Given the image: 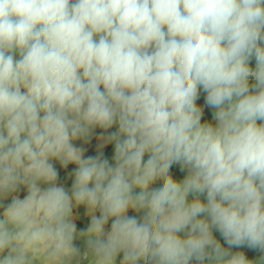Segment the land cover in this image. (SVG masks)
<instances>
[{"label": "clouds", "instance_id": "9594fccd", "mask_svg": "<svg viewBox=\"0 0 264 264\" xmlns=\"http://www.w3.org/2000/svg\"><path fill=\"white\" fill-rule=\"evenodd\" d=\"M0 264H264V0H0Z\"/></svg>", "mask_w": 264, "mask_h": 264}, {"label": "rangeland", "instance_id": "374dc122", "mask_svg": "<svg viewBox=\"0 0 264 264\" xmlns=\"http://www.w3.org/2000/svg\"><path fill=\"white\" fill-rule=\"evenodd\" d=\"M111 152V149H109V153ZM247 251V250H246ZM247 254L249 255V257H254L256 255V253H253L251 251H247Z\"/></svg>", "mask_w": 264, "mask_h": 264}]
</instances>
